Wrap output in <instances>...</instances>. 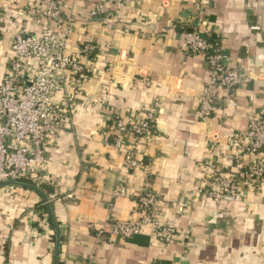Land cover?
Masks as SVG:
<instances>
[{
	"label": "crops",
	"instance_id": "0c3cea01",
	"mask_svg": "<svg viewBox=\"0 0 264 264\" xmlns=\"http://www.w3.org/2000/svg\"><path fill=\"white\" fill-rule=\"evenodd\" d=\"M32 1L0 0V74L23 23L18 11ZM97 1L63 0L64 12L75 20L68 52L87 38L100 48L71 121L48 143L37 174L52 187L44 193L52 199L60 236L55 264H264V179L221 204L198 192L209 158L227 163L248 115L264 118V0H202L201 17L194 10L196 0L165 5V0H131L103 20L89 15ZM183 30L218 34L225 63L247 76L232 93L235 104L206 120L195 116L205 62L185 53ZM149 109L156 114L154 132L138 140L122 134L121 148L106 144L112 140L113 116L129 121ZM214 136L221 144L212 153ZM125 150L145 166L126 170ZM236 170L233 166L230 172ZM120 182L127 194L112 198ZM146 185L160 198V219L177 228L175 239L161 244L149 225L130 238L98 236L110 218L136 217L134 198ZM42 202L33 190L0 188V263L53 264L55 230Z\"/></svg>",
	"mask_w": 264,
	"mask_h": 264
},
{
	"label": "built area",
	"instance_id": "2783aa9c",
	"mask_svg": "<svg viewBox=\"0 0 264 264\" xmlns=\"http://www.w3.org/2000/svg\"><path fill=\"white\" fill-rule=\"evenodd\" d=\"M130 1L98 0L89 15L102 20L113 17V13ZM63 5V0H33L18 11L23 23L12 36L10 57L5 71L0 74V181H24L38 186L43 183L37 174L42 170L47 145L55 141L71 121L76 98L90 78L89 72L93 71L91 64L100 46L87 38L75 52H68L75 20L64 12ZM194 10L201 17L204 2L196 0ZM105 26L112 28L109 22H105ZM209 37L212 39L198 30L182 32L185 53L202 57L207 71L195 111L199 120H206L220 108L235 104L232 93L247 80L244 72L225 63L221 37L218 34ZM104 47L110 49V42H105ZM247 120V129L234 144L235 152L229 154L227 163L209 158V171L201 177L203 185L198 192L215 204L232 200L241 187H254L264 179V118L260 113L251 112ZM155 127L154 109L147 110L143 118L129 121L113 116V136L106 144L121 148L122 134L138 140L154 132ZM209 141L214 153L221 144L219 138L214 136ZM122 164L129 171L145 166L144 161L129 150L123 154ZM233 166L236 172H230ZM126 194V186L120 182L111 197ZM134 199L136 217L110 218L107 227L98 230V236L130 238L149 225L158 242H172L178 231L174 225L160 219L162 204L156 192L146 185ZM2 242L0 231V246Z\"/></svg>",
	"mask_w": 264,
	"mask_h": 264
},
{
	"label": "water",
	"instance_id": "95a60500",
	"mask_svg": "<svg viewBox=\"0 0 264 264\" xmlns=\"http://www.w3.org/2000/svg\"><path fill=\"white\" fill-rule=\"evenodd\" d=\"M6 186L26 188V189L33 190V191L37 192L41 196L42 200L44 201V205L48 211L49 217L52 221L54 230H55L56 245H55L54 257H53V264H55L56 263V257L58 254V250H59V245H60V236H59L58 227L54 221L52 208H51V204L49 202L48 197L45 195V193L41 190V188L38 185L30 183V182L16 181V180L0 181V188L6 187Z\"/></svg>",
	"mask_w": 264,
	"mask_h": 264
},
{
	"label": "trees",
	"instance_id": "16d2710c",
	"mask_svg": "<svg viewBox=\"0 0 264 264\" xmlns=\"http://www.w3.org/2000/svg\"><path fill=\"white\" fill-rule=\"evenodd\" d=\"M207 38H210V37H207ZM210 39H212V38H210ZM39 187L41 188V190H42L43 192H47V193H49V192L52 191V187H51V186H48V185H46V184H44V183L39 184ZM42 203H43V202H42ZM41 206L44 208V211H45V208H46L45 205L42 204Z\"/></svg>",
	"mask_w": 264,
	"mask_h": 264
}]
</instances>
